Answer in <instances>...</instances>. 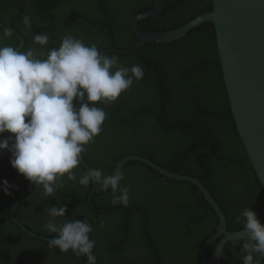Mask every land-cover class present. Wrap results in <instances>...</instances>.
Here are the masks:
<instances>
[{
	"label": "trees",
	"instance_id": "obj_1",
	"mask_svg": "<svg viewBox=\"0 0 264 264\" xmlns=\"http://www.w3.org/2000/svg\"><path fill=\"white\" fill-rule=\"evenodd\" d=\"M163 2L166 7L161 13L139 21L141 30L176 29L212 9L211 0ZM8 3L15 7L21 4V28L10 18L4 23L25 39L20 51L34 49L45 55L58 48L65 35L88 46L95 44L99 51L112 47L130 50L137 40L131 28L133 17L154 6L153 0H0V6ZM24 16L32 21L30 29L23 24ZM0 31L5 33L2 28ZM42 31L49 36L43 48L32 43L28 35ZM4 42L2 46L13 48L19 44L11 33L0 36V43ZM104 54L116 56L123 67L141 65L144 76L134 80L116 102H97L108 118L81 154L90 168L109 176L123 157L143 156L163 168L198 178L223 210L229 232L244 229L243 218L241 223L235 218L248 207L264 224V190L233 123L212 25L202 24L170 42L145 41L132 54ZM74 105L79 107L75 100ZM12 158L5 150L0 169L14 181L17 170L11 166ZM73 171L77 180L69 181L65 176L64 187L47 199L42 186L32 184L15 209L16 217L30 231L54 238L57 234L44 228L49 219L45 208L66 205V217H58L56 222L79 219L92 225L90 239L96 242V264L127 260V253L136 248L151 264H202L200 249L214 234L218 217L192 184L167 179L142 163L130 161L120 170L124 176L121 186L130 189L129 203L114 205L109 188L93 194L92 208L88 202L92 183L84 187L78 182L86 169L80 164ZM3 181L0 176V264H87L86 257L71 250L61 253L23 232L9 210L30 181L21 174L18 185L9 188L11 195H5ZM133 234L136 241L130 245ZM217 242L208 248V257ZM243 242L227 243L221 264H242ZM254 259L264 264V257Z\"/></svg>",
	"mask_w": 264,
	"mask_h": 264
},
{
	"label": "clouds",
	"instance_id": "obj_2",
	"mask_svg": "<svg viewBox=\"0 0 264 264\" xmlns=\"http://www.w3.org/2000/svg\"><path fill=\"white\" fill-rule=\"evenodd\" d=\"M23 24L31 28L32 21L23 17ZM5 35H10L7 31ZM34 43L42 48L49 42L47 34H36ZM115 69V70H114ZM144 76V69L136 64L123 67L116 56L106 55L93 44L86 45L72 35H65L58 48L37 52H21L11 46H0V134H14L0 140V151L11 152V166L36 186H42L45 199L64 187V178L76 181L73 171L81 164L85 146L93 143L108 118L97 102L112 104ZM74 100L79 103L75 107ZM27 119V122H26ZM123 173L105 176L103 171L91 168L79 178V184L90 183L101 190L112 191V203L127 205L130 189L121 186ZM15 188L3 181L5 195ZM117 192L119 193L117 195ZM67 207H46L49 217L44 228L57 235L48 241L50 248L61 253L72 251L87 258V264H96L90 239L93 227L86 220L66 217ZM246 232L241 252L242 264H261L264 257V224L251 207L235 218Z\"/></svg>",
	"mask_w": 264,
	"mask_h": 264
},
{
	"label": "water",
	"instance_id": "obj_3",
	"mask_svg": "<svg viewBox=\"0 0 264 264\" xmlns=\"http://www.w3.org/2000/svg\"><path fill=\"white\" fill-rule=\"evenodd\" d=\"M212 9L201 14L183 26L168 31H148L139 28V21L156 16L164 8L163 0H153L152 9L136 14L131 21V28L137 38L134 48L130 50L116 49L114 47L100 52H116L119 54H132L136 52L145 41L170 42L185 36L189 31L202 24H210L215 34L221 77L224 83L227 99L240 141L247 159L264 190V0H211ZM2 25V24H1ZM15 34L19 40L18 51L24 46V38L11 28L0 26ZM135 161L146 165L157 174L175 181L188 182L197 188L198 193L213 209L218 217V225L200 249L202 264H221L224 247L227 243L233 245L246 238L244 229L229 232L226 216L206 186L198 179L184 173H176L163 168L152 160L139 155L123 157L112 169L109 176L120 171L128 162ZM81 165L90 170V166L81 158ZM14 181L0 170V176L10 185H17L21 174H16ZM18 196L9 210L13 222L27 235L48 242L52 238L40 236L30 231L15 215L20 201L32 186ZM105 192L92 183L88 194V202L93 207L92 196ZM97 210V209H96ZM220 241L214 249L212 256H206L208 248L218 239Z\"/></svg>",
	"mask_w": 264,
	"mask_h": 264
},
{
	"label": "flooded vegetation",
	"instance_id": "obj_4",
	"mask_svg": "<svg viewBox=\"0 0 264 264\" xmlns=\"http://www.w3.org/2000/svg\"><path fill=\"white\" fill-rule=\"evenodd\" d=\"M27 3V2H26ZM164 3V2H163ZM5 7H8L6 10H4V8ZM165 4H164V8H163V10L165 9ZM20 8H21V4H17L16 5V7H15V5L13 4V3H8V4H6V6H0V9H2V10H4V11H2V10H0V26H2V25H4L5 27H9V28H11V29H13L11 26H7V25H5L4 23H6L7 21H6V19L7 18H10V20L9 21H11V20H13V23H14V26H16V27H18V28H21V22H22V20H21V18H22V14H21V11H20ZM163 10H161L160 11V13L163 11ZM12 22V21H11ZM2 24V25H1ZM1 28V27H0ZM4 31H7V32H9L8 30H6V29H4V28H2ZM15 31V30H14ZM15 32H17L18 33V31H15ZM11 33V32H10ZM42 33L44 34L45 32L44 31H42ZM11 34H13V33H11ZM20 34V33H19ZM4 34H2V32L0 31V36H3ZM15 37H17L15 34H13ZM21 35V34H20ZM29 35V40L32 42V43H34V40H33V35L32 34H28ZM22 36V35H21ZM23 37V36H22ZM19 41V40H18ZM24 41H25V39H24ZM5 43H7V42H4V43H0V46H2L3 44H5ZM54 45V44H53ZM27 52V51H26ZM0 138H1V140L2 139H5V138H7V135H4V134H0ZM5 152V150L4 151H0V159H1V155L3 154ZM0 165H1V162H0ZM1 170V169H0ZM2 171V170H1ZM16 174H17V171H16ZM15 174V178H16V175ZM21 177V176H20ZM20 182V179H19V181H18V183ZM18 183H17V185H18ZM17 185H15V186H17ZM160 231V230H159ZM135 241H136V235H134L133 234V237H132V240H131V242H130V245H133L134 243H135ZM218 242L216 243V245H215V248L217 247V245H218V243H219V241H220V238L217 240ZM232 244V243H231ZM233 245V244H232ZM214 248V249H215ZM139 248H136V249H134L133 251H130L129 253H127V257L125 258V259H127V260H119V259H117L116 260V263L115 264H151V261L148 259V257L147 258H144L145 256H143V255H141L140 254V251L138 252H136V250H138ZM214 249H213V252H214ZM135 252V253H134ZM212 252V253H213ZM148 255V254H147ZM200 255V254H199ZM149 256V255H148ZM206 256H207V253H206ZM211 256H212V254H211ZM208 257V256H207ZM208 258H210V257H208ZM201 261V260H200Z\"/></svg>",
	"mask_w": 264,
	"mask_h": 264
}]
</instances>
